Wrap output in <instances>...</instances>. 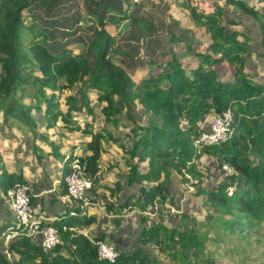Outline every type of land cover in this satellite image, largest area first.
Instances as JSON below:
<instances>
[{"label":"trees","instance_id":"1","mask_svg":"<svg viewBox=\"0 0 264 264\" xmlns=\"http://www.w3.org/2000/svg\"><path fill=\"white\" fill-rule=\"evenodd\" d=\"M223 1L259 23L264 51V15L243 0H209L201 6L194 0L175 6L165 0H0V112L4 111L5 123L30 127L35 124L34 111L43 113L50 126L66 115L67 121L85 119L84 124L74 123L72 130L90 136L85 152L74 146L65 160L69 162L79 148L85 175L94 186L107 152L103 142L121 143L127 185L137 190L126 206L143 214L168 202L173 175L184 184H193L190 178L203 182L194 162L203 155L214 156L218 181L196 193L205 196L213 226L234 236L237 230L264 224V73L259 79L249 72L250 40L238 23L225 19ZM126 4H132L129 15ZM108 10L116 15H108ZM26 11L40 27L38 33L25 25ZM83 15L95 17L97 24L83 29ZM127 20V33L114 39L107 32V26ZM191 25L209 41L202 43V51L190 43L187 54L179 56L178 32ZM76 44L84 49H71ZM260 57L264 64V53ZM27 96L31 97L27 105L21 104ZM94 102L102 106L101 116L111 127L97 130L88 122ZM138 107L144 110L137 111L140 115L134 111ZM226 110L233 114L232 136L217 145H196L210 118ZM225 164L233 174L225 175ZM5 168L0 188L7 195L26 182ZM141 217L143 226L131 247L95 236L115 245L120 256L113 263L101 260L92 241L77 232L96 224L94 216L67 214L51 223L61 244L48 253L17 223L13 230L8 225L5 234L0 227L4 241L17 233L0 250V264H156L150 250L154 245L182 264L190 263L191 256L198 264L209 238L188 229L186 216L171 231ZM65 224L70 227L67 232L62 231ZM208 260L203 259L209 264Z\"/></svg>","mask_w":264,"mask_h":264},{"label":"rangeland","instance_id":"2","mask_svg":"<svg viewBox=\"0 0 264 264\" xmlns=\"http://www.w3.org/2000/svg\"><path fill=\"white\" fill-rule=\"evenodd\" d=\"M155 2H159L161 0H154ZM168 1L172 6L178 5L183 0H165ZM185 1V0H184ZM212 1V0H211ZM246 2V4L249 7H252L259 11L262 15H264V0H243ZM209 3V0H194V4L201 6L202 3ZM222 7L225 11V19L226 20H232L233 22H236L240 25V28L245 32L247 38L250 40V46H252L253 52L256 51H263L261 46V32H260V26L259 23L253 18L244 15L240 10L237 9L234 5L227 4L225 1L221 3ZM149 8H151L149 6ZM147 8V9H149ZM126 14L129 15L130 11L132 10V4H126L125 5ZM147 11V10H145ZM108 15H116V12L113 10H108ZM159 17L158 15H156ZM159 19L163 20L162 17H159ZM24 23L25 25H28L29 27L33 28L35 32L40 31V27L36 24V21L32 19V17L28 14L26 11L24 13ZM83 24V23H82ZM84 26H87L84 23ZM130 27L129 21H123L121 24L117 26H111L108 28L107 32L114 38L117 39L119 35L122 33H127L128 29ZM196 27V26H195ZM194 25H191L189 30L186 32H178V37L182 39V42L176 47V51L179 56H183L187 54V45L192 43L191 46L196 50L201 49L203 46L202 43L208 42L209 37L202 35L201 30H196ZM257 33V34H256ZM244 41V40H243ZM80 44H76L78 46ZM76 46L71 47V49H75ZM53 49V47H52ZM55 51L60 50V46L57 48H54ZM202 51V49H201ZM77 52H81L80 50H77ZM253 56V53H252ZM258 58V55L255 56L254 60ZM263 60V59H262ZM258 61L259 63L262 62ZM262 65V63H261ZM249 72L256 76L257 78L260 77L258 74L259 69H253V64L251 63V58H249ZM1 73V69H0ZM226 79H232V76L224 77ZM95 96L94 94L92 97ZM30 96H27L25 102H21V104L29 102ZM63 99V98H62ZM61 99V100H62ZM94 104V117H89L90 123H95V126L97 130L101 127H111L104 123V118L101 116L100 110L101 105ZM141 109V110H139ZM61 111H63V106L61 107ZM135 113L139 114L143 112L144 110L141 107L135 108ZM141 111V112H137ZM65 111H63L64 113ZM42 115H38V117L42 118ZM79 116V115H78ZM44 117V116H43ZM67 115L64 118L59 117L57 120L58 124H74L75 122L67 121ZM77 114H73V118H76ZM99 119V120H98ZM79 121L76 123L84 124V121L81 119H78ZM11 122V121H10ZM10 122L7 124L4 121V111L0 112V130L1 127H3L5 130L16 128L15 126L11 125ZM57 122L52 123V125L47 128L48 131L47 134L52 136L53 133L58 138V142H53L50 140V138H44L38 136L39 133H41L39 130L35 128V124L31 123L32 126L27 127L30 132H34V146H38V143L41 142V140L47 141L50 145V148L47 149L49 152L54 151V154L57 155L55 158L56 161L60 164H64L66 157H68L69 153L71 152L70 149L72 146H80L82 144L83 137L81 133H79L77 136L81 138L77 140V143H75L74 138H72L69 134L66 135L63 134L61 131L63 129L61 127L55 126ZM48 123V121H47ZM46 134V135H47ZM119 136H122L121 133H119ZM112 142L105 140L103 142V145L105 146L108 144V146L112 145ZM65 144V145H64ZM39 154H37V151L33 154V159H36ZM200 171L204 175L203 182L199 183L197 180L190 178V181H193V184H187L182 182V178L173 175L169 182L168 187L170 190L169 195V201L163 206V209L154 210V212H147L145 214L139 215L138 217H134L132 215H128L126 218H120L119 220L123 219V225L121 229H127V232L130 234L134 233L133 236H128L133 242L134 239L136 240V237L141 230V223L142 217L146 216L149 218L150 223H155L158 225H161V227H164L167 231H171L174 228L176 229L178 225L180 224L179 221L183 220V217H187L188 222V229H192L197 234L200 233L202 236H207L209 240L205 243L206 250L203 252V255L200 256L201 258L198 261V264H207V262L203 261L205 258H209L208 260L209 264H264V224L253 227V228H244L243 230H237L235 232V235L228 231L224 230L223 228L218 229L217 227H214L213 221L209 220V212H210V206L209 204H206V198L205 196L200 193L196 194L198 191H203V187L210 186L216 184L217 176H219V172L216 171V169H219L217 158L214 156L209 155H203L199 160H195V162ZM1 177V176H0ZM121 183H123L121 181ZM197 183V184H196ZM113 185V183H112ZM196 185V186H195ZM121 208V207H120ZM159 212V213H158ZM106 215H108L105 212ZM113 222L116 219H112ZM16 221L15 215H12V220ZM14 226V223L9 225V227L12 228ZM151 226V225H149ZM3 230V234H5L4 231L8 229V226H4L1 228ZM14 228H12L13 230ZM181 229V228H180ZM179 230V229H178ZM165 232V231H163ZM137 234V235H136ZM0 236V250H3L7 244L8 240L4 242V238L1 239ZM152 255L154 256L156 260V264H182L178 260H175L171 254L168 253V251L164 250V248H160L158 245H154L150 248ZM190 263L188 264H195L196 257L191 256Z\"/></svg>","mask_w":264,"mask_h":264},{"label":"crops","instance_id":"3","mask_svg":"<svg viewBox=\"0 0 264 264\" xmlns=\"http://www.w3.org/2000/svg\"><path fill=\"white\" fill-rule=\"evenodd\" d=\"M82 23L83 29H85L90 26H95L97 24V19L95 17L83 15ZM84 23L87 26H84ZM110 27L111 26H107L106 30ZM75 49L82 51L84 47L80 44L76 46ZM252 53L247 57L248 66L249 58H251L253 69H259L257 75L260 76L258 77L259 79H262L264 64L262 60L263 58L260 57V54L264 53V51L254 50ZM256 55H258V58L254 60ZM261 60L262 65L258 62ZM66 110L67 109L63 106V111ZM41 114V112L36 111L32 114L35 120V128L41 132L38 136L41 138H50L53 142H58L59 140L55 133H53L52 136L47 134L48 131H50L47 130L50 125L44 118L38 117V115ZM78 121V119H74L75 123ZM90 121L91 120L88 122ZM65 125L66 124L60 125L58 122L55 124V126L63 129V131L60 130V132L63 134L66 133V135L69 134L74 138L75 143H77L78 139L81 140V138L77 136L79 133L76 130L72 131L74 130L73 123L70 128L68 126L64 127ZM13 126L16 128L5 130L1 127L0 130V176L3 173L2 167L4 165L7 173H14L17 176L22 177L23 181L26 182V185L30 188L31 195L33 196V207L36 211L45 215L49 220L62 221L67 217V214H69L70 211H74V205L68 197L64 185V177L69 170V163L66 160L64 164L58 163L55 159L57 155L54 154V151L49 152L47 150L50 148L47 141L41 140V142L38 143V146H34V132H30L27 128L28 126L20 124H13ZM81 137H83V139L81 140L82 144L80 147L82 153H84L85 143L88 142L90 136L84 134ZM111 144L112 145L110 146H108V144L105 145L107 152L100 161L98 180L88 192L92 200V206L89 211L90 216L96 217L98 222L85 230L88 231V233H91L90 236L94 238L95 236L99 237L105 235L107 240H112L113 242L117 240L116 244H122V247L128 248L136 242L134 239V241L130 243L132 239L128 237L133 236L134 233L130 234L127 232V229L122 230L121 227L124 220L119 219L126 218L128 215L138 217L143 213L131 206H126L129 205V198L132 197L137 190L136 188L127 185L128 178L125 174L128 172V167L125 164V160L122 158L123 152L121 149V143ZM73 147L74 146L71 147L70 151ZM35 151H37V154L39 155L36 159H33ZM121 181L123 183H121ZM117 183H120V186H118ZM108 205H114L115 209L110 211ZM163 208L164 207L161 209ZM158 209L159 207L155 210ZM105 212L108 215H106ZM12 215L14 216L11 203L7 195H5L0 188L1 228L16 223V221H11ZM113 218L116 219L114 222L112 220ZM120 241H122V243Z\"/></svg>","mask_w":264,"mask_h":264},{"label":"built area","instance_id":"4","mask_svg":"<svg viewBox=\"0 0 264 264\" xmlns=\"http://www.w3.org/2000/svg\"><path fill=\"white\" fill-rule=\"evenodd\" d=\"M232 123L233 114L230 110L214 115L210 118L208 129L204 131L196 145L211 146L225 142L232 136ZM81 155L78 148L69 156V170L64 177V185L68 197L76 208L70 215L88 217L92 206V200L88 192L92 187V183L86 178V167ZM223 171L225 175L234 173V170L226 164L223 166ZM232 193L233 189H229V194L232 195ZM7 197L16 218L17 228L22 229L28 238L38 241L44 252L48 253L61 244V236L58 229L51 225V223L56 221L49 220L45 215L36 211L33 207V196L27 185H19L9 190ZM157 208L156 206L155 209ZM68 230H70V227L66 224L63 225L62 231L67 232ZM77 232L92 241L101 260L113 263L119 258L120 253L114 244L106 240L97 241L86 230H77ZM16 234L14 232L10 233L7 235L6 240L9 242L16 237Z\"/></svg>","mask_w":264,"mask_h":264},{"label":"clouds","instance_id":"5","mask_svg":"<svg viewBox=\"0 0 264 264\" xmlns=\"http://www.w3.org/2000/svg\"><path fill=\"white\" fill-rule=\"evenodd\" d=\"M67 162H68V161H67ZM68 163H69V162H68ZM86 178H87V177H86ZM89 181H90V180H89ZM90 182H91V181H90ZM91 183H92V182H91ZM92 187H93V185H92ZM92 187H91V188H92ZM73 205H74V204H73ZM74 207H75V206H74ZM75 210H76V209H75ZM75 210H74V211H75ZM71 212H72V211H71ZM71 212L68 214L69 217L71 216V215H70ZM89 216H90V215H89ZM56 222H59V221H56ZM12 228H13V227H12ZM89 235H90V234H89ZM91 237H92V236H91ZM92 238H94V237H92ZM94 239H95V238H94ZM95 240H96V239H95Z\"/></svg>","mask_w":264,"mask_h":264}]
</instances>
